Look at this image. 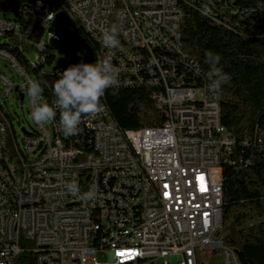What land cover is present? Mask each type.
<instances>
[{"label": "built area", "instance_id": "2783aa9c", "mask_svg": "<svg viewBox=\"0 0 264 264\" xmlns=\"http://www.w3.org/2000/svg\"><path fill=\"white\" fill-rule=\"evenodd\" d=\"M62 1L81 19L84 36L101 46L94 63L111 57L119 69L116 89L150 90L165 120L117 133L101 111L66 136L57 114L18 131L1 97L26 102L31 116L26 87L36 80L0 50V62L19 79L0 72V264H14L23 249L34 252L36 264H158L168 252L177 259L165 264H217V253L218 264H241L221 236L223 166L235 164L234 139L221 123L219 93L208 90L209 75L183 49L180 0H124V17H116L111 0ZM18 13L39 25L40 40L7 12H0V38L15 40L45 65L53 13L40 3ZM110 23H118V39L126 34L116 48L103 44ZM133 43L144 44V52H129ZM55 142L64 143V152H55ZM12 144L21 145L22 161H15Z\"/></svg>", "mask_w": 264, "mask_h": 264}, {"label": "trees", "instance_id": "16d2710c", "mask_svg": "<svg viewBox=\"0 0 264 264\" xmlns=\"http://www.w3.org/2000/svg\"><path fill=\"white\" fill-rule=\"evenodd\" d=\"M36 3L54 16L66 12L62 0H0V12L23 19L22 26L29 28L35 42L42 37L39 25L18 12ZM180 4L185 53L206 75L211 71L206 54H219L217 67L228 77L219 103L221 123L234 139L235 164L223 166L222 240L235 249L241 264H264V0H180ZM79 32L96 53L97 47ZM15 43L3 48L34 75L44 87L43 98L51 103L52 86L60 76L56 52L47 46L46 63L39 66L31 50ZM46 66L48 71L41 73ZM101 103L123 132L161 126L165 120L151 91L144 88L106 89ZM219 258L217 253V264ZM14 264H36V256L23 249Z\"/></svg>", "mask_w": 264, "mask_h": 264}, {"label": "clouds", "instance_id": "9594fccd", "mask_svg": "<svg viewBox=\"0 0 264 264\" xmlns=\"http://www.w3.org/2000/svg\"><path fill=\"white\" fill-rule=\"evenodd\" d=\"M105 48H116L119 45L117 30L113 28L103 34ZM78 55H83L78 53ZM207 63L210 65V83L208 90L218 94L221 86L228 77L217 67L221 57L219 54L208 52ZM119 69L112 64L111 57L103 62L72 64L60 73L59 78L52 86L54 99L49 101L43 98L44 87L39 81L28 83L26 91L31 99V117L38 124L54 121L59 114L61 130L66 136L79 134L81 117L85 114L99 113L104 109L101 97L106 89L118 85ZM73 193L79 191L78 185L73 182L69 186ZM95 196V190L87 194Z\"/></svg>", "mask_w": 264, "mask_h": 264}, {"label": "water", "instance_id": "95a60500", "mask_svg": "<svg viewBox=\"0 0 264 264\" xmlns=\"http://www.w3.org/2000/svg\"><path fill=\"white\" fill-rule=\"evenodd\" d=\"M52 26L54 36L49 40V45L58 56L56 67L61 72L81 60L85 63H94V51L66 12L56 13ZM78 53L83 55H78Z\"/></svg>", "mask_w": 264, "mask_h": 264}, {"label": "bare ground", "instance_id": "6f19581e", "mask_svg": "<svg viewBox=\"0 0 264 264\" xmlns=\"http://www.w3.org/2000/svg\"><path fill=\"white\" fill-rule=\"evenodd\" d=\"M111 1L115 7L116 17H124V15L126 13V4H124V0H111ZM64 5L66 8V13L81 28V19H79L78 16L72 14L71 4H64ZM53 19H54V15H53ZM113 28H115L118 31V23H110V31ZM53 36H54V32L48 31V38H52ZM119 41H126V34H119ZM8 43H15V40L0 38V50L4 49V52L8 53V51H6V49L3 48L4 45L8 44ZM19 47H20V45H19ZM96 47H97L96 53H101V46H96ZM129 52H133V53L144 52V44H142V43L129 44ZM27 53H29V52H27ZM27 57H28V55H27ZM94 61H95V59H94ZM23 71H25L26 73H29L24 68H23ZM108 89H114L115 90L116 86L108 88ZM102 113H104L105 117L108 118L109 123H111L113 126L117 127L111 118L109 110L105 106H104V109L102 110ZM84 117H87V114L82 115L81 120H83ZM9 126L12 130V133H14L12 125H5V132L8 133L7 127H9ZM117 133H124V132L121 131V129H119L117 127ZM55 152H64V143L63 142H55ZM12 155L15 156V161H22L21 145L20 144H12ZM7 197H14V189H7ZM116 258H126V251H116ZM176 259H177V252H168V254L158 256V264H165L167 262H172V261L174 262V261H176Z\"/></svg>", "mask_w": 264, "mask_h": 264}, {"label": "rangeland", "instance_id": "374dc122", "mask_svg": "<svg viewBox=\"0 0 264 264\" xmlns=\"http://www.w3.org/2000/svg\"><path fill=\"white\" fill-rule=\"evenodd\" d=\"M0 72L5 73L6 75H12V74L14 75V71L4 62H0ZM14 77L15 80H19L15 75ZM1 101L3 103V106L12 116L14 120V126L18 131H20L22 127H25L27 131L30 130L31 128H34L35 126L34 122L30 114L27 112L26 102L22 104L21 102L16 101L13 94H10L8 97L2 96ZM14 126H13V130H14ZM7 131L8 133H12L10 126L7 127Z\"/></svg>", "mask_w": 264, "mask_h": 264}]
</instances>
